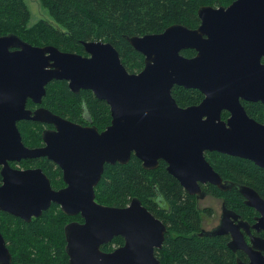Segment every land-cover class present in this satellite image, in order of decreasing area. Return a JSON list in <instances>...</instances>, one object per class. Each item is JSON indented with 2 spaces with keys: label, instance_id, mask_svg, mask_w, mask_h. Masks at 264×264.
Returning a JSON list of instances; mask_svg holds the SVG:
<instances>
[{
  "label": "water",
  "instance_id": "95a60500",
  "mask_svg": "<svg viewBox=\"0 0 264 264\" xmlns=\"http://www.w3.org/2000/svg\"><path fill=\"white\" fill-rule=\"evenodd\" d=\"M197 16L195 28L172 24L159 33L128 37L144 57L137 73L126 70L109 42L82 41V55L32 45L13 33L0 35V211L29 221L54 203L66 215L79 214L82 223L64 226L69 264H161L154 252L162 246L165 225L138 198L124 207L95 201L104 165L124 164L132 153L144 169L165 161L190 194L202 196L204 183L221 190L235 186L259 215L249 223L223 206L219 225L208 234H230L227 246L248 257L237 264H264V237L250 234V229L264 232V199L249 186L223 181L204 156V151L226 153L264 169V120L249 116L242 104L260 102L264 113V0L201 6ZM183 49L196 53L185 57ZM52 80L106 101L110 124L98 131L40 105L28 108L27 100L41 104ZM174 85L198 89L203 98L179 106L171 94ZM222 111L229 113L226 119ZM23 120L54 126L42 133L43 146L22 142L17 123ZM40 156L60 166L65 187L52 189L39 168L9 164ZM116 236L123 243L103 251L101 245ZM0 264H11L1 233Z\"/></svg>",
  "mask_w": 264,
  "mask_h": 264
},
{
  "label": "trees",
  "instance_id": "16d2710c",
  "mask_svg": "<svg viewBox=\"0 0 264 264\" xmlns=\"http://www.w3.org/2000/svg\"><path fill=\"white\" fill-rule=\"evenodd\" d=\"M232 1L39 0L59 26L56 27L43 19L28 25L30 12L24 0H0V35L13 33L32 45H53L62 51L82 55H85L82 41L109 42L117 49L126 70L137 72L143 67V56L131 46L128 37L159 33L172 24L195 28L200 22L199 7L227 6ZM181 53L185 56L194 54L192 50ZM171 94L182 107L198 104L203 98L198 89L177 85L172 87ZM242 104L249 116L264 120L260 102ZM41 105L73 122L90 123L97 128H104L111 120L106 101L96 98L90 90L72 92L64 80H52L45 86ZM27 106H33L31 101ZM227 116L228 112L223 111L222 118ZM17 126L25 145L36 147L40 144V123L25 120ZM205 157L224 180L249 186L264 198L263 168L248 159L226 153L206 152ZM27 162L34 160H23L19 164L26 166ZM43 165L50 170L46 163ZM165 166L160 160L155 168L144 169L133 153L124 164H105L94 188L95 201L124 207L135 197L148 210L156 208V216L167 228L162 246L155 252L161 264H237L238 258L246 259L241 252L234 253L227 246L226 235H199L202 216L210 214L211 210L200 209L195 197L185 191ZM207 191L223 197L227 208L253 222L255 211L244 203L235 186L221 190L209 185ZM66 218L55 204L28 222L0 211V233L11 254V264H69L63 230ZM112 243L120 244L122 240L115 237L101 249L111 250Z\"/></svg>",
  "mask_w": 264,
  "mask_h": 264
},
{
  "label": "flooded vegetation",
  "instance_id": "af4514ba",
  "mask_svg": "<svg viewBox=\"0 0 264 264\" xmlns=\"http://www.w3.org/2000/svg\"><path fill=\"white\" fill-rule=\"evenodd\" d=\"M183 50H192L193 52H194V54L193 55H190V56H185V55H183L181 52V54L183 55V56H185V57H192V56H194L195 55V53H196V51L194 50V49H183ZM183 50H181V51H183ZM261 61H263V59H261ZM143 66H144V57H143ZM143 67H141V69H142ZM140 69V70H141ZM140 70H138L137 72H139ZM129 72V71H128ZM137 72H130V73H137ZM65 81V80H64ZM66 83H67V81H65ZM68 85V84H67ZM178 86V85H177ZM81 90V89H80ZM28 101H31V100H27V103H28ZM242 102H248V101H243L242 100ZM27 103H26V106H27ZM32 104H33V106L32 107H29V106H27L28 108H31V109H34L35 107H37V106H43V105H41V104H34L33 102H31ZM42 103V102H41ZM253 103H255V102H253ZM44 107V106H43ZM110 112V111H109ZM223 112V111H222ZM225 112H227V111H225ZM228 115H229V113H228ZM221 116H222V114H221ZM228 117V116H227ZM227 117H225V118H223V119H226ZM23 121H25V120H23ZM19 123V122H18ZM17 123V124H18ZM38 123H40L41 124V132H40V134H41V141H40V144L38 145V146H36V147H40V146H43L44 145V141H43V138H42V133L45 131V130H50V129H53L54 128V126L53 125H51V124H46V123H41V122H38ZM79 124H81V125H83V126H94V127H96L95 125H92V124H90V123H84V122H81V123H79ZM110 124V123H109ZM108 124V125H109ZM107 125V126H108ZM106 127V126H105ZM105 127L104 128H97V130L98 131H102L103 129H105ZM22 139V138H21ZM23 142V141H22ZM24 143V142H23ZM27 146V145H26ZM206 152H216V151H204V156H205V153ZM206 158V157H205ZM27 159H32V160H34V162L33 163H29V162H27V164H26V166H20V164H19V162H21V161H23V160H27ZM36 160H38V161H36ZM207 160V159H206ZM141 161V160H140ZM160 161V160H159ZM159 161H158V163H159ZM163 161V160H162ZM164 163H165V165L167 166V163L165 162V161H163ZM46 163V165L47 166H50V170H48V169H46L45 168V166L43 165V164H45ZM10 164V166H12V167H14V168H17V169H35V168H39V169H41L42 170V172L47 176V178L49 179V182H50V185H51V188L52 189H54V190H58V189H60V188H63V187H65L66 186V183L64 182V180H63V170L60 168V166L59 165H57L54 161H52L51 159H49V158H47L46 156H40V157H35V158H25V159H21V160H19V161H12V162H10L9 163ZM142 165V164H141ZM158 165V164H157ZM166 166H165V168H166ZM167 170V169H166ZM50 174H49V173ZM169 173V172H168ZM172 175V174H171ZM173 176V175H172ZM174 177V176H173ZM175 178V177H174ZM222 178V177H221ZM176 179V178H175ZM223 179V178H222ZM177 180V179H176ZM178 181V180H177ZM223 181H226V182H228V183H230L231 181H228V180H224L223 179ZM179 182V181H178ZM0 183H1V177H0ZM232 183V182H231ZM181 185V184H180ZM209 185H212V184H210V183H204V184H200V187H201V189H202V196H200V195H198V194H190L187 190H185V191H187L190 195H193L194 197H195V200H196V204L198 205V200L199 199H203L204 197H206V196H210L211 198H213V199H216V200H221V213H220V216H219V218H218V221H217V224L215 225V226H212L210 229H205L204 228V226H202L201 227V233H199V235H202V234H205V235H209V236H213V235H211V234H208L209 232H212V231H214L215 230V228L219 225V223H220V220H221V217H222V212H223V206H224V208L226 209V210H228L229 212H232L231 214H235V215H237V217H238V220H242V221H246V222H248L247 220H245V219H243V217H242V215H240V214H237L236 212H234L233 210H231V209H229V208H227L226 206H225V202H224V199H223V197H219V196H215V195H212V194H210V193H208V191H207V187H209ZM239 185V184H238ZM214 186V185H213ZM237 189V188H236ZM264 199V198H263ZM243 201H244V197H243ZM130 202V201H129ZM157 203H159V204H161V201L160 200H157ZM245 203V202H244ZM52 204H54V203H52ZM55 205H57V204H55ZM58 206V208L61 210V208H60V206L59 205H57ZM50 207V206H49ZM205 209L207 208V209H209V207H204ZM48 209V208H47ZM46 209V210H47ZM254 209V208H253ZM209 210H211V209H209ZM45 211V210H44ZM150 211V210H149ZM254 211H255V213H254V216H253V219H254V217L255 216H258L259 215V213L254 209ZM1 212H3V211H1ZM43 212V211H42ZM62 212V211H61ZM151 214L153 215V216H155L157 219H159L162 223H163V221H162V219L160 218V217H157L156 216V212H157V209L156 208H153L151 211ZM7 213V212H6ZM63 213V212H62ZM65 214V213H64ZM66 215V214H65ZM67 216H69V215H67ZM76 216H78L80 219H81V221H77V220H70L69 222H72V221H76V222H80V223H82L83 222V219L79 216V214H77V215H74V216H69V217H76ZM32 218H36V217H34V216H32L31 217V219L30 220H32ZM230 219H232L231 217H230ZM23 220V219H22ZM29 220V221H30ZM254 221V220H253ZM28 222V221H27ZM69 222H67L66 224H68ZM249 223H250V221H249ZM65 224V225H66ZM164 224V223H163ZM64 225V226H65ZM165 225V224H164ZM63 230H64V228H63ZM166 230H167V228H166V225H165V232H164V235H165V233H166ZM204 232H206V233H204ZM241 232L243 233V237H244V239H245V241H246V243H250V236L245 232V230H243L242 228H241ZM250 234H252V235H254V236H261V237H264L263 235H261V234H264V232L263 231H259V232H257V231H255L254 229H250ZM220 235H226V237H227V242L226 243H228L229 242V240L231 239V237H230V234L229 233H226V234H220ZM64 237H65V235H64ZM116 237H120V236H116ZM115 238V237H114ZM113 238V239H114ZM121 238V240H122V243H123V238L122 237H120ZM112 239V240H113ZM112 240H111V242H112ZM66 242V241H65ZM111 242H109V243H111ZM108 243V244H109ZM122 243H120V244H117L116 246H114L113 248H111V250H113L114 248H116V247H118V246H120ZM105 245V244H104ZM65 246H66V244H65ZM102 246V245H101ZM160 249V248H159ZM159 249H155V252L157 251V250H159ZM103 250V249H102ZM111 250H109V251H111ZM232 250V249H231ZM103 251H105V250H103ZM234 253H238V252H241L242 254H243V256L246 258V259H244V260H242V261H247L248 260V257H247V255H246V253L243 251V250H241V249H235V250H232ZM154 252V253H155ZM156 256V255H155ZM239 259V258H238ZM237 261V260H236Z\"/></svg>",
  "mask_w": 264,
  "mask_h": 264
},
{
  "label": "rangeland",
  "instance_id": "374dc122",
  "mask_svg": "<svg viewBox=\"0 0 264 264\" xmlns=\"http://www.w3.org/2000/svg\"><path fill=\"white\" fill-rule=\"evenodd\" d=\"M24 1L26 3V6H27L29 12H30L28 25H33L41 19L46 20V21L50 22L51 24L55 25L51 16L48 13V10L45 7L41 6L39 0H24ZM55 26L59 27L57 25H55ZM85 118L87 120H89L87 118V115H85ZM20 166H25V165L20 164ZM198 207L200 209H203L204 207H209V209H211L210 214H205L202 216V226H204V228L207 230L210 229L212 226H215L217 224L218 218H219L220 213H221V200H216V199L211 198L210 196H206L203 199L198 200ZM54 214H55V212H54ZM67 217L68 218H66V221L64 224H66L70 220L81 221V219L79 217H69V216H67ZM116 245H117L116 243H112L110 245V248H113Z\"/></svg>",
  "mask_w": 264,
  "mask_h": 264
}]
</instances>
